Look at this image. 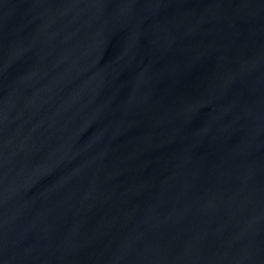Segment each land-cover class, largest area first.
Instances as JSON below:
<instances>
[{
	"label": "water",
	"instance_id": "water-1",
	"mask_svg": "<svg viewBox=\"0 0 264 264\" xmlns=\"http://www.w3.org/2000/svg\"><path fill=\"white\" fill-rule=\"evenodd\" d=\"M0 264H264V0H0Z\"/></svg>",
	"mask_w": 264,
	"mask_h": 264
}]
</instances>
